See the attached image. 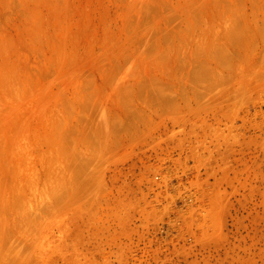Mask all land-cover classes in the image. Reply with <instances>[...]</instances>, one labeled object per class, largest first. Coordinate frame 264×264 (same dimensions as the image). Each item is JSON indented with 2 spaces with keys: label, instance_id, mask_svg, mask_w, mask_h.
Returning a JSON list of instances; mask_svg holds the SVG:
<instances>
[{
  "label": "rangeland",
  "instance_id": "374dc122",
  "mask_svg": "<svg viewBox=\"0 0 264 264\" xmlns=\"http://www.w3.org/2000/svg\"><path fill=\"white\" fill-rule=\"evenodd\" d=\"M264 264V0H0V264Z\"/></svg>",
  "mask_w": 264,
  "mask_h": 264
},
{
  "label": "bare ground",
  "instance_id": "6f19581e",
  "mask_svg": "<svg viewBox=\"0 0 264 264\" xmlns=\"http://www.w3.org/2000/svg\"><path fill=\"white\" fill-rule=\"evenodd\" d=\"M53 264H56V263H53Z\"/></svg>",
  "mask_w": 264,
  "mask_h": 264
}]
</instances>
